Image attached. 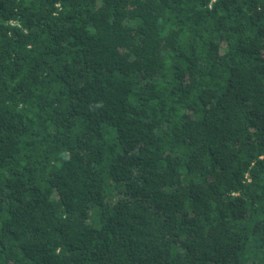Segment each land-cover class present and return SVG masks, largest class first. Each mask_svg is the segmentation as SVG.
<instances>
[{"label":"trees","instance_id":"1","mask_svg":"<svg viewBox=\"0 0 264 264\" xmlns=\"http://www.w3.org/2000/svg\"><path fill=\"white\" fill-rule=\"evenodd\" d=\"M0 264H264V0H0Z\"/></svg>","mask_w":264,"mask_h":264}]
</instances>
